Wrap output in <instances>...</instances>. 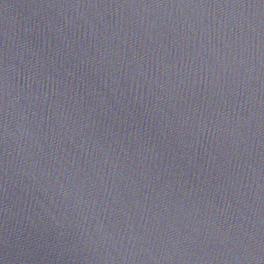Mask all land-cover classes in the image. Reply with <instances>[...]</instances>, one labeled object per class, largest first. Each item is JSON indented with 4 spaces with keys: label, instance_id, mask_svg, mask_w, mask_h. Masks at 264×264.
<instances>
[{
    "label": "water",
    "instance_id": "water-1",
    "mask_svg": "<svg viewBox=\"0 0 264 264\" xmlns=\"http://www.w3.org/2000/svg\"><path fill=\"white\" fill-rule=\"evenodd\" d=\"M0 264H264V0H0Z\"/></svg>",
    "mask_w": 264,
    "mask_h": 264
}]
</instances>
